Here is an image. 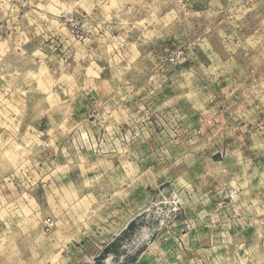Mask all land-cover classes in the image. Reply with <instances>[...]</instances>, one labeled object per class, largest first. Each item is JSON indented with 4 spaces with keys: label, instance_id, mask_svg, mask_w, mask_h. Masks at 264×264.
I'll use <instances>...</instances> for the list:
<instances>
[{
    "label": "clouds",
    "instance_id": "1",
    "mask_svg": "<svg viewBox=\"0 0 264 264\" xmlns=\"http://www.w3.org/2000/svg\"><path fill=\"white\" fill-rule=\"evenodd\" d=\"M172 3L0 0V264H93L86 249L134 214L158 222L122 244L134 264H264V165L245 156L264 160V0ZM78 23L84 35L70 31ZM168 40L175 58L150 50ZM166 86L175 94L153 103ZM152 117L162 131L146 150Z\"/></svg>",
    "mask_w": 264,
    "mask_h": 264
},
{
    "label": "rangeland",
    "instance_id": "2",
    "mask_svg": "<svg viewBox=\"0 0 264 264\" xmlns=\"http://www.w3.org/2000/svg\"><path fill=\"white\" fill-rule=\"evenodd\" d=\"M181 3L185 4L186 7L188 8V10L190 11H195V12H206L209 10V8L212 5V0H180ZM221 4H226V0H220ZM170 6H175L174 0L173 3ZM0 16H2V12H0ZM61 22H64V18L61 17L59 18ZM75 19L77 21H79V23H83V21L79 18V17H75ZM79 23L77 24V26L75 28H72L71 26H69L70 31L73 32L74 35H84L83 30L80 28ZM202 27L199 29V31L202 32ZM120 30H118L115 25H113V31H112V35L116 36L119 35ZM9 28H8V20L6 18H0V42L7 40L8 36H9ZM189 36H191V31H189ZM13 38H15V33H12ZM39 40L40 38H36L34 40L31 41V43H29L28 45H24L25 49L30 53L31 50H33L35 47L39 46ZM51 41H46L45 44H50ZM167 48L168 51L165 52L164 49ZM150 50L153 51V53L155 55L158 56H163L166 60L168 58H175V53L177 51V42L174 40H168V41H162V42H158V46L155 48H151ZM57 55H62V53H60L59 51V47L57 48ZM8 58H6L7 60ZM201 62L207 63L206 60H204V58L201 56L200 57ZM71 62V61H69ZM240 62H244L243 60H241ZM46 64H48V66L50 68L55 67V64L50 63L49 61H45ZM195 63L194 62H188L185 63L184 65H177L176 69L173 70V72H169L168 75L169 77H172L174 75V72L179 71L181 68H183L184 70H188L191 67H194ZM0 67H3L2 64H0ZM12 68H8L7 71H11ZM105 75H108L107 73ZM131 79V82L133 84V86H139V84H141L144 80V76L142 73H133L130 75L129 77ZM35 86V85H34ZM224 83L223 81H221L219 87H224ZM215 91L218 93L219 92V87L217 86H213ZM175 94V89L172 86H166L163 90L162 93L159 94L158 97L156 98H152V102L153 103H159V101L161 99H163L164 97L167 96H172ZM61 99H65V97H61ZM134 103V102H133ZM220 109H218L219 111ZM86 109H81L80 112H78L76 114V119H79L84 113H85ZM177 111L181 114V115H188L190 117V122L192 123L194 128L199 127L197 121H198V116H193L191 113V108L190 105H187L184 102H180L177 105ZM47 126V122H46V118L45 121L41 122V130H44ZM127 127V126H125ZM152 128L154 130V136L152 138V140L149 141L148 144H145L144 147L146 150L150 145H154L155 144V134H159L162 131V128L159 126V124L157 123L156 117H152ZM42 139H46V137H42ZM245 142L246 144L250 143V141L247 139V134H245ZM231 143L230 140H226L224 147H227L229 144ZM158 146V145H156ZM85 155L88 157L89 161L91 162L92 160L95 159V156L92 153H85ZM245 156L247 157H251L254 161V163L260 164V165H264V160H258L255 156V154L253 152H249L247 151V149H245ZM212 159L214 160H222V154L221 153H217L216 156L212 157ZM201 172V168L199 166V164H197L196 166H194L192 169L189 170V175L192 177H197L199 176ZM200 182L197 180L196 184H199ZM255 183V181H254ZM205 190L209 191V194L212 196H215V192L214 190H212L211 188H205ZM3 195L5 196H10L11 193L9 192V190L5 189L3 192ZM224 203L227 204L228 201L227 200H221V198L217 197L216 199L213 200L212 202V206H215V204L217 203ZM190 214V213H189ZM147 214H134L130 217L128 223L126 224V231H124L121 235L119 236H115L112 237L111 240H109L108 242L104 243L101 245L100 250H97L91 246H89L86 251L87 253L91 254V253H96L95 256V260L93 261V264H105V261H107V264H134V260L135 257L134 256H130V255H124L122 252V244L125 243H129L130 242V237L133 236L134 233H137L138 229H140L141 227L145 226V225H151L153 227H155L157 225L158 222L152 221L150 219L146 218ZM206 231V229L204 230ZM251 231L249 230L248 233H246V235H251ZM141 264H146V262L141 261Z\"/></svg>",
    "mask_w": 264,
    "mask_h": 264
}]
</instances>
